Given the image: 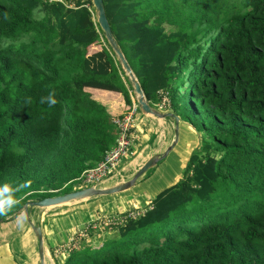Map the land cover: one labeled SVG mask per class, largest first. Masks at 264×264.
<instances>
[{"label": "trees", "instance_id": "trees-1", "mask_svg": "<svg viewBox=\"0 0 264 264\" xmlns=\"http://www.w3.org/2000/svg\"><path fill=\"white\" fill-rule=\"evenodd\" d=\"M103 4L148 103L166 97L198 143L149 207L98 245L90 230L60 264H264V0ZM132 91L91 0H0V183L17 189L13 209L75 190L116 145L103 98L127 112Z\"/></svg>", "mask_w": 264, "mask_h": 264}, {"label": "crops", "instance_id": "crops-1", "mask_svg": "<svg viewBox=\"0 0 264 264\" xmlns=\"http://www.w3.org/2000/svg\"><path fill=\"white\" fill-rule=\"evenodd\" d=\"M112 99L111 95L106 99L103 98V102L109 110L120 114L124 110L121 98ZM149 116L151 115L143 114L139 110L134 116L132 147L137 155L129 161L127 166L117 167L118 169L111 177L96 184L97 186L109 187L130 178L150 156L162 153L170 144L174 136L173 119ZM168 119H172V121H168ZM192 135L189 127L179 120V137L186 139ZM185 143L189 145L187 140ZM148 149L151 151L148 152ZM174 182V180L168 182L166 186ZM115 194L91 197L49 208H38L37 213L34 210V212L29 210V217L41 226L45 250L44 263H62L69 252L67 248L69 238L80 230L84 231V228L85 230L88 229L89 224L95 226V223L104 218L105 215L117 214L121 210H131L138 206L140 208L134 212H140L149 207V205L147 206L148 201L144 202V199L140 198L135 186L120 192L118 195ZM17 211L8 214L4 218L5 220L0 223V264H39L35 234L27 223L24 210L18 213Z\"/></svg>", "mask_w": 264, "mask_h": 264}, {"label": "water", "instance_id": "water-1", "mask_svg": "<svg viewBox=\"0 0 264 264\" xmlns=\"http://www.w3.org/2000/svg\"><path fill=\"white\" fill-rule=\"evenodd\" d=\"M92 5L96 12V22L100 29L103 32L104 38L110 48L112 49L113 53L115 54L118 62L120 63V66L122 70L124 71L125 75L128 77L133 92L136 95V102L139 108V111L146 115H151L160 119H166V118H172L174 121V127H173V139L170 142V144L164 149L162 153H156L150 156L132 175L130 178L118 182L112 186L109 187H100L95 185H90L86 187H82L67 193H63L60 195L55 196H48L44 197L38 200H28L26 201L22 207L17 211L20 212L21 210H24L26 215V220L31 229L33 230L35 237L37 239V251H38V257H39V264H45V250L43 245V234L41 230V226L39 223H35L30 217H29V210L32 208H49L52 206L61 205L64 203H69L73 201H79L88 199L91 197L101 196V195H111L115 193H120L125 190H128L135 186L137 180H139L148 169L155 166L156 163L161 160L162 158H165L168 153L175 147L179 140V117L176 116L174 113L169 111H161L153 106H151L148 101L145 98V95L143 93V90L140 86V83L135 76L134 72L132 71L128 61L126 60L116 38L114 37L109 21L106 16V12L104 9L103 0H91ZM3 221L2 218H0V223Z\"/></svg>", "mask_w": 264, "mask_h": 264}, {"label": "rangeland", "instance_id": "rangeland-1", "mask_svg": "<svg viewBox=\"0 0 264 264\" xmlns=\"http://www.w3.org/2000/svg\"><path fill=\"white\" fill-rule=\"evenodd\" d=\"M93 12H94V17L96 19V12L95 9L93 7ZM99 45L96 43L93 46L91 45L89 47V50H93L98 48ZM113 99L112 100H117L119 99L118 95H113L112 96ZM131 98H132V103L136 106L137 110H139L137 102H136V95L134 94V92H131ZM166 103V100H165ZM168 105V102H167ZM166 104L164 105L167 106ZM161 111H165L164 108L160 109ZM126 112L121 111L120 114H117V116L115 117V119L122 117ZM151 117V116H149ZM168 121H172V119H168ZM133 123V122H132ZM185 125V124H184ZM183 127V126H182ZM133 129V128H132ZM170 134V133H169ZM185 138V137H184ZM183 137H179V140L177 142V144L175 145V147L168 153V155L165 158H162L161 160H159L155 166L151 167L150 169L147 170V172L139 179L137 180L136 184H135V188L138 191L140 198H143L144 202H147V206L151 204L152 199L164 188H166V183L168 182H172L173 180L176 181L184 172V164L186 161V157L188 158L189 154H190V149L191 147L189 145H187L186 140L190 143L191 141L195 143V145H197L198 143V137H194L193 138L191 136L187 137L186 139H184ZM130 142H131V147L133 144V139H132V130L130 131ZM152 148V147H151ZM131 153L123 158H121L118 162L117 167L120 168L121 166H127L129 164V161H131L136 155L137 153H134L133 147L131 148ZM151 149H148V152H150ZM140 160H142V158H139ZM128 160V161H126ZM182 164V166H181ZM116 168V169H118ZM134 168V167H133ZM95 174L99 177V181L98 182H102L105 181L107 178L111 177L114 174V170L113 172L109 175L106 176L105 178H103V176H101L100 172H95ZM126 175V173H125ZM128 176V173H127ZM130 177V176H129ZM86 178L90 179V177H86L83 176L81 181H78V183H76V185L74 186L76 189L81 188L85 185V183H89L86 182ZM94 183V182H91ZM169 186V185H168ZM119 193L115 194L118 195ZM109 196V195H108ZM140 207H134L133 209H129V210H121L119 213L117 214H108L105 215L104 218H102L101 220L97 221L95 223V226L93 224H89L88 229L84 231L80 230L78 231L76 234H73L72 237L69 238V240L67 241V248L69 249V246H77V244L79 242H81L82 240H85V236L86 234H88V236H86L87 238L89 237L90 230H93V232L95 233L94 235L90 236V241L94 242L93 245H98V241H101L104 233L106 230H108V228L110 226H115L118 225L120 223H122L121 221L127 219L129 216L125 217L127 214H129V212L134 213H139V212H134V210L139 209ZM32 211H38V208H32ZM9 211H16V209H10ZM33 211V212H34ZM125 216L123 217L122 214ZM35 216V215H34ZM6 217V216H5ZM4 217V218H5ZM31 218V217H30ZM109 234V233H108Z\"/></svg>", "mask_w": 264, "mask_h": 264}, {"label": "built area", "instance_id": "built-area-1", "mask_svg": "<svg viewBox=\"0 0 264 264\" xmlns=\"http://www.w3.org/2000/svg\"><path fill=\"white\" fill-rule=\"evenodd\" d=\"M166 100V103H165ZM166 97L162 98V101L157 105V109H165L164 105H167ZM156 108V107H155ZM138 112L136 106L132 103L130 109L120 118L115 119L114 123L118 128V135L116 138V145L109 151L106 152L104 158L94 167L85 170L82 175L77 178L78 181H81L83 176L90 177V179L86 178L85 185H96L101 183L99 181V177L95 174V172H100L101 176L105 178L109 176L113 170L116 171L118 162L121 158L129 155L131 151V142H130V131L133 128L134 116ZM94 182V183H91ZM137 214V213H136ZM130 216H134L132 212H129ZM128 215V216H129Z\"/></svg>", "mask_w": 264, "mask_h": 264}, {"label": "clouds", "instance_id": "clouds-1", "mask_svg": "<svg viewBox=\"0 0 264 264\" xmlns=\"http://www.w3.org/2000/svg\"><path fill=\"white\" fill-rule=\"evenodd\" d=\"M45 101L49 105H54L56 103V100L54 99V94L52 92H49L47 97L41 98L42 103ZM22 186H26V185H22ZM84 186L86 187L90 185H84ZM15 192H17V189L14 188L12 185L8 183H0V214H4L8 210L12 209L18 203L16 196L13 195V193Z\"/></svg>", "mask_w": 264, "mask_h": 264}]
</instances>
